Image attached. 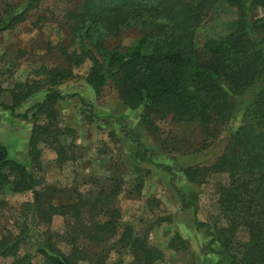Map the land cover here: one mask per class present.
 <instances>
[{
	"label": "trees",
	"instance_id": "trees-1",
	"mask_svg": "<svg viewBox=\"0 0 264 264\" xmlns=\"http://www.w3.org/2000/svg\"><path fill=\"white\" fill-rule=\"evenodd\" d=\"M215 1L235 8L237 17L232 31L204 42L205 57L200 59L194 33L205 10ZM40 2L24 0L16 8L3 11L0 32L25 21ZM250 5L264 7V0H81L77 10L65 15L72 37L82 43L80 51L62 48L68 68L44 69L43 80L20 84V91L11 90L10 102L0 101L2 108L16 116L26 117L32 112L27 151L32 168H41L39 143L53 146L63 134L57 124L55 104L66 96L52 87L72 78L71 67L84 61L89 62L84 82L99 91L109 80L122 105L136 108L145 104L141 120L150 129L153 117L170 115L175 121H197L206 133L216 131L232 115L229 94L250 92L246 119L230 133L221 155L208 166L183 171L195 183L203 182L208 174L227 173L228 181L219 186L217 197L224 223L212 226L194 217L195 227L210 237L207 249L227 255L229 264H264V18L253 20ZM133 22L141 29L137 42L124 51L118 47L108 49L106 35H116ZM257 83L259 86L250 91ZM44 85L49 88L42 100L21 115L14 113L21 101ZM151 153L150 149L137 147L135 156L140 162L154 163L173 173L171 166L155 163ZM6 187L13 192H32L31 219L42 228L37 251L46 264H75L80 254L77 241L97 242L104 237H116L124 249L135 255V264H156L161 260V253L130 225L118 223L116 191L101 188L86 196L78 190L43 184L25 163L8 158L0 142V193ZM60 191L64 195L57 203ZM176 191L183 207L189 208L192 203L186 195ZM54 213L63 216L62 233L51 228ZM100 214L104 219L96 218ZM32 230L33 221L16 236L2 234L0 255L12 257L7 264H31L35 254L18 255V247L22 239L33 234ZM63 241L71 246L69 250L60 246Z\"/></svg>",
	"mask_w": 264,
	"mask_h": 264
},
{
	"label": "rangeland",
	"instance_id": "rangeland-1",
	"mask_svg": "<svg viewBox=\"0 0 264 264\" xmlns=\"http://www.w3.org/2000/svg\"><path fill=\"white\" fill-rule=\"evenodd\" d=\"M23 1L0 0V14ZM80 1L41 0L25 21L0 32V101L10 102L11 90L20 91L23 87L20 84L43 80L44 69L68 68L61 55L62 48L69 52L80 51L82 43L72 37L65 15L69 10H77ZM236 17L235 8L224 1L209 5L194 33L198 58L205 57L202 47L207 39H219L233 30L232 22ZM250 17L253 20L264 18V7L250 5ZM140 35V26L133 22L116 35H106L105 45L108 49L118 47L124 51L132 47ZM88 67V61L71 67L74 76L52 87L66 96L55 104L57 124L63 134L53 146L39 143V170L32 168L29 161L25 132L2 130L19 151L17 159L25 163L33 177L41 178L43 184L78 190L86 196L96 194L101 188L116 191L114 205L119 212L118 223L130 225L150 247L161 253V260L156 264H229L227 255L207 249L210 237L193 222L196 216L212 226L224 223L217 197L219 186L228 181L227 173L208 174L203 182L195 183L186 178L183 170L208 166L221 155L230 133L246 119L252 99L250 92L229 94L232 115L216 131L206 133L197 121H175L170 115L153 117L154 126L150 129L141 120L145 104L136 108L122 105L109 80L95 91L84 82ZM258 86L259 83L250 91ZM48 88L49 85H44L25 98L23 113L42 100ZM26 117L31 119L22 120L31 131L32 112ZM137 147L150 149L153 161L171 166L173 173L163 171L154 163L140 162L135 156ZM10 157L15 158V155L10 154ZM176 190L192 203L189 208L183 207ZM63 195V191L58 192L55 201H61ZM31 203L30 190L3 189L0 238L2 234L16 236L33 221V234L19 243L18 255L32 253L35 255L31 264H46L37 251L42 228L31 219ZM85 217H88L87 212ZM103 217L102 214L96 216L101 220ZM51 228L63 232L62 215L53 214ZM75 245L80 253L75 264H135V255L124 249L116 237H104L97 242L80 239ZM60 246L64 250L71 247L64 241ZM214 247L217 248V244ZM10 258L0 255V264H7Z\"/></svg>",
	"mask_w": 264,
	"mask_h": 264
},
{
	"label": "crops",
	"instance_id": "crops-1",
	"mask_svg": "<svg viewBox=\"0 0 264 264\" xmlns=\"http://www.w3.org/2000/svg\"><path fill=\"white\" fill-rule=\"evenodd\" d=\"M23 103L24 102L21 101L14 108L15 114L21 115L23 113V111L21 110ZM22 119H31V117L16 116L11 112L10 109H4L0 106V142L5 145V147L7 149L8 158L13 159V160H18L16 157V154H19V151H16L14 149L13 144L9 141L8 134L2 133V132L8 131L7 129H11V131L15 130L17 133H19L20 131L25 132L24 141L26 143L25 150L27 151L28 140H29V135H30V127H28V126L25 127V123ZM20 136H21L20 139L22 140L23 136L22 135H20ZM10 154H14L15 158L10 157ZM18 161H20V160H18Z\"/></svg>",
	"mask_w": 264,
	"mask_h": 264
}]
</instances>
